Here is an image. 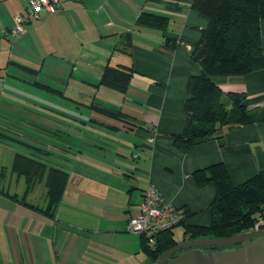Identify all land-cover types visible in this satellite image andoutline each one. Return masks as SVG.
Instances as JSON below:
<instances>
[{"label":"crops","instance_id":"0c3cea01","mask_svg":"<svg viewBox=\"0 0 264 264\" xmlns=\"http://www.w3.org/2000/svg\"><path fill=\"white\" fill-rule=\"evenodd\" d=\"M28 1L0 0V143L32 150L8 159L10 176L25 181L22 195L0 186V264H157L128 230L149 185L186 212L187 224L206 227L216 187L198 183L196 171L224 163L237 186L264 170V69L215 77L225 93L246 94L253 122L182 151L174 136L185 127L189 79L202 71L192 49L207 24L194 0H60L56 13L43 11L12 37ZM142 13L168 17V28L138 25ZM261 37L264 51V20ZM107 64L134 68L126 93L100 84ZM16 155L68 173L51 214L45 175L33 183L45 184L40 201L13 170ZM172 234L187 240L184 225Z\"/></svg>","mask_w":264,"mask_h":264},{"label":"trees","instance_id":"16d2710c","mask_svg":"<svg viewBox=\"0 0 264 264\" xmlns=\"http://www.w3.org/2000/svg\"><path fill=\"white\" fill-rule=\"evenodd\" d=\"M192 8L207 24L192 49V59L200 65L202 71L200 75L189 79L185 127L181 134L174 136V145L182 151L220 138L225 128L237 129L251 124L253 119L248 110L246 94L225 93L216 83L215 77H243L264 69L261 37L264 0H194ZM175 9H179V6ZM169 23L168 17L152 13H142L137 20L140 26L161 30L167 29ZM167 42L171 45L176 43L170 37H167ZM134 72V68L127 64H107L100 84L126 93ZM93 107L108 115L122 114L101 106ZM13 170L19 175H27L30 190L36 179L45 175L48 197L45 213L51 214L63 194L68 173L24 155L15 156ZM194 176L200 184L212 182L216 187V197L211 205L210 226L187 224V216L180 224L185 226L187 239L236 236L252 229L258 217L264 213V170L237 186L232 183L224 163L196 171ZM22 203L34 207L24 199ZM172 231L158 235L154 249L147 245L142 236L146 251L156 262L179 243L174 239Z\"/></svg>","mask_w":264,"mask_h":264},{"label":"built area","instance_id":"2783aa9c","mask_svg":"<svg viewBox=\"0 0 264 264\" xmlns=\"http://www.w3.org/2000/svg\"><path fill=\"white\" fill-rule=\"evenodd\" d=\"M60 6V0H29L25 12L15 16L9 35L19 37L28 22L39 20L43 11L56 13ZM149 141L153 142L154 139L150 138ZM186 216L183 209L166 201L160 190L151 184L143 192L140 213L130 218L128 230L144 236L147 245L154 249L157 236L179 226L186 220ZM251 230H264V213L258 217Z\"/></svg>","mask_w":264,"mask_h":264},{"label":"water","instance_id":"95a60500","mask_svg":"<svg viewBox=\"0 0 264 264\" xmlns=\"http://www.w3.org/2000/svg\"><path fill=\"white\" fill-rule=\"evenodd\" d=\"M177 252L181 253L172 257ZM157 264H264V230L225 238L187 239L166 251Z\"/></svg>","mask_w":264,"mask_h":264},{"label":"rangeland","instance_id":"374dc122","mask_svg":"<svg viewBox=\"0 0 264 264\" xmlns=\"http://www.w3.org/2000/svg\"><path fill=\"white\" fill-rule=\"evenodd\" d=\"M37 118V117H36ZM34 120H36L35 118H33ZM37 121V120H36ZM6 144V145H5ZM5 144H1L0 143V160H2V162L4 161L6 164V166H10V163L8 162V159L10 158V151L11 150H17L20 149V150H23L29 154L32 150H30L29 148L27 147H21L20 145H17L15 143H5ZM6 149V150H4ZM4 151V152H2ZM2 152V154H1ZM5 166V165H4ZM7 170H3V173H5L7 175L6 179L2 182V184L0 185L2 188H6V190H10L12 193H19L20 195H22V190H25L24 188V179L22 180H19L17 178V176L13 175L12 177L10 176L11 175V170L10 168ZM37 190L34 189L35 187L31 188V191L34 189V193L32 191L33 194H35L36 196V199L40 200V201H43V198H44V191L46 189L45 187V184L44 183H41V184H38L37 186ZM177 235L178 233H180V229H177L176 231Z\"/></svg>","mask_w":264,"mask_h":264},{"label":"flooded vegetation","instance_id":"af4514ba","mask_svg":"<svg viewBox=\"0 0 264 264\" xmlns=\"http://www.w3.org/2000/svg\"><path fill=\"white\" fill-rule=\"evenodd\" d=\"M240 245L236 246V247H239ZM181 252H177L175 254L172 255V257H176L178 254H180Z\"/></svg>","mask_w":264,"mask_h":264},{"label":"bare ground","instance_id":"6f19581e","mask_svg":"<svg viewBox=\"0 0 264 264\" xmlns=\"http://www.w3.org/2000/svg\"><path fill=\"white\" fill-rule=\"evenodd\" d=\"M251 230V229H250Z\"/></svg>","mask_w":264,"mask_h":264}]
</instances>
